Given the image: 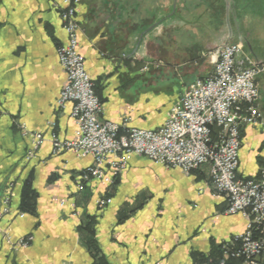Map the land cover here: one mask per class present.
I'll list each match as a JSON object with an SVG mask.
<instances>
[{"label": "crops", "instance_id": "1", "mask_svg": "<svg viewBox=\"0 0 264 264\" xmlns=\"http://www.w3.org/2000/svg\"><path fill=\"white\" fill-rule=\"evenodd\" d=\"M233 3L228 42L245 38L250 45L242 42L238 63L244 54L264 62V0ZM63 7V0H0V206L10 197L0 220V264H195L198 256L217 257L247 221L225 212L208 165L185 174L132 154L113 183L90 178L79 190L92 157L52 152V135H75L73 103L56 104L66 82L57 56L66 41ZM76 21L78 51L102 103L99 119L144 129L160 127L183 89L212 73L211 54L228 38L224 0H80ZM256 82L262 118L240 128L243 178L258 177L264 164V73ZM24 128L45 137L28 160ZM6 233L28 237L29 245L11 247Z\"/></svg>", "mask_w": 264, "mask_h": 264}, {"label": "built area", "instance_id": "2", "mask_svg": "<svg viewBox=\"0 0 264 264\" xmlns=\"http://www.w3.org/2000/svg\"><path fill=\"white\" fill-rule=\"evenodd\" d=\"M80 0H63L60 11L66 41L57 47L59 63L66 73V82L56 104L61 107L73 103L71 116L75 135L61 140L52 135V152L71 150L76 156H90L93 163L79 176L77 188L90 178L113 183L126 165L130 155L145 156L165 167H177L191 174L202 165L209 166L210 185L227 200L226 213H242L246 218L245 230L232 241L239 242L235 249L225 244V264L229 257H241L245 264H260L264 253V164L256 178L238 176L240 128L243 124H257L262 113L257 105L259 90L257 77L264 73V62L243 54L242 42H226L211 54L213 71L206 77L196 78L182 91L167 112L162 125L156 129L128 127L99 119L102 103L94 90V83L85 69L78 51L76 6ZM53 125V123H52ZM23 129V128H22ZM31 144L26 159L35 155L45 140L41 132H30ZM102 207L106 200H97ZM10 210V197L5 196L0 206V220ZM22 215V214H21ZM6 242L13 248L27 247L30 239Z\"/></svg>", "mask_w": 264, "mask_h": 264}, {"label": "trees", "instance_id": "3", "mask_svg": "<svg viewBox=\"0 0 264 264\" xmlns=\"http://www.w3.org/2000/svg\"><path fill=\"white\" fill-rule=\"evenodd\" d=\"M96 92V91H95ZM99 97V96H98ZM80 227H82V224H80ZM87 230L86 231H89L90 233V230H89V227L86 225L84 226ZM228 245V248L229 249H235L239 246V242L237 241H232V242H229V243H225ZM225 244H222L220 247H219V255L216 257H204V256H198V257H195L194 258V261H195V264H220V262L223 260L224 258V248L223 246ZM243 263V258L241 257H229L225 260V264H241Z\"/></svg>", "mask_w": 264, "mask_h": 264}, {"label": "water", "instance_id": "4", "mask_svg": "<svg viewBox=\"0 0 264 264\" xmlns=\"http://www.w3.org/2000/svg\"><path fill=\"white\" fill-rule=\"evenodd\" d=\"M224 2H225L226 22H227V26H228V38H227V42H228L229 38L232 35V28H231V24L229 22V17H230V14H232V16H233L234 3H233V0H224ZM240 41L241 42H245L247 47L250 48V45H249L248 41L245 38H240Z\"/></svg>", "mask_w": 264, "mask_h": 264}, {"label": "rangeland", "instance_id": "5", "mask_svg": "<svg viewBox=\"0 0 264 264\" xmlns=\"http://www.w3.org/2000/svg\"><path fill=\"white\" fill-rule=\"evenodd\" d=\"M179 10H180V9H179ZM180 12H181V11H178V16L180 15ZM179 20H180V18L178 17V21H179Z\"/></svg>", "mask_w": 264, "mask_h": 264}]
</instances>
